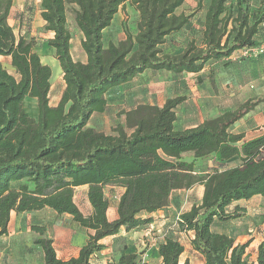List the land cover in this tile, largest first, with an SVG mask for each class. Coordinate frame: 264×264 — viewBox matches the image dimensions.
<instances>
[{"label": "trees", "instance_id": "obj_1", "mask_svg": "<svg viewBox=\"0 0 264 264\" xmlns=\"http://www.w3.org/2000/svg\"><path fill=\"white\" fill-rule=\"evenodd\" d=\"M184 1L39 0L42 28L53 34L46 43L64 81L58 103L51 105V68L34 50V37L15 35L8 22L12 0H0V236L8 232L12 211L43 208L69 214L87 230L78 254L61 259L45 227L31 225L37 233L33 243L43 254L39 264H97L91 256L102 249V238L121 227L129 230L150 223L149 214L166 208L173 191L195 184L203 186L200 201L180 213L177 228L192 232L191 248L203 256L204 264H264V231L250 261L246 248L251 238L235 243L232 236L211 228L215 220L226 222L243 214L239 205L227 209L232 202L264 195V131L246 138L244 131L229 130L264 103L263 97L185 128L175 127L184 96L168 98L160 107L139 105L110 133L87 125L94 112L106 109L107 89L145 69L199 73L209 60L228 57L260 39L264 0L256 5L250 0H208L200 45L190 39L181 53L161 54L159 46L166 37L185 27L202 5L197 0L194 11L177 13ZM126 2L137 12L135 33L120 21L124 38L104 46L103 30ZM68 16L82 34L85 62L71 57ZM25 97L35 99V117L24 109ZM186 152L191 160L183 159ZM196 160L212 165L196 171ZM232 160L236 163L228 165ZM81 185H87L86 214L74 200V188ZM104 186L123 189L113 220L106 216L111 199ZM183 249L176 235H165L157 244L161 264H180ZM140 254L122 251L103 264H146Z\"/></svg>", "mask_w": 264, "mask_h": 264}, {"label": "rangeland", "instance_id": "obj_2", "mask_svg": "<svg viewBox=\"0 0 264 264\" xmlns=\"http://www.w3.org/2000/svg\"><path fill=\"white\" fill-rule=\"evenodd\" d=\"M252 5H256L257 0H250ZM30 7L35 9L34 0H27ZM208 0H202L200 9L196 10L186 27L179 33L169 36L164 44L159 46L161 54H178L183 51L186 43L190 39H194L197 45H200L201 25L203 23L205 7ZM197 0H185L177 9V12L188 14L195 10ZM114 22L105 32L106 37L117 42L124 38V33L120 21L125 23L129 31L135 33V22L137 12L129 4L125 3L114 17ZM68 16V24L72 32V45L74 56L81 53L80 34L71 22ZM14 28V27H13ZM15 33L17 30L15 27ZM220 60L214 65L205 64V68L200 76H182L181 74H173L169 71L162 73H148L146 78H137L125 87L124 100L108 101L107 107L103 112L93 114L90 124L95 128L110 133L116 124H125V114L137 108L139 105H157L162 106L168 98L176 96H184L185 100L178 106V121L180 126H190L198 123L201 119L212 117L225 109H233L246 101H254L258 97L264 98V55L255 59H233L231 61ZM5 66L7 61L3 59ZM223 73L217 75V72ZM229 79V83L225 84V79ZM54 83L61 81L60 74L54 76ZM148 82V83H147ZM147 83V84H146ZM113 87V86H112ZM58 85L53 88L57 92ZM53 94V92H52ZM31 111V110H29ZM232 132L244 131L247 136L258 134L264 131V103L257 104L250 112L238 120L230 128ZM130 132V129H126ZM183 159L191 160L192 154L186 152L182 154ZM235 161H229L228 165H233ZM212 165L211 161L196 160V171L209 169ZM202 187L195 184L190 189H180L172 192L171 195V211L163 210L160 214H171V220L175 221V217L187 209L192 204L199 203V195ZM74 200L85 212L86 204L81 196V192ZM247 215L236 219L228 220L225 223V230L228 235L232 236L236 241H245L250 235H256L254 225L263 220L264 214V195H258L247 203ZM173 208V209H172ZM65 219L60 218V224L66 226ZM256 219V220H255ZM177 225L175 222L169 224L168 231H175ZM36 233H24L21 235L12 234L2 239L3 255L1 256V239H0V264H7L11 261L18 263V250L25 249L28 251V261L32 264H39V252L29 245ZM154 238V236H151ZM113 244V253L120 249L122 240H116ZM145 244V242H143ZM36 245V244H35ZM246 253L250 261L255 259L254 246H250ZM112 259V258H111ZM12 263V262H11Z\"/></svg>", "mask_w": 264, "mask_h": 264}, {"label": "crops", "instance_id": "obj_3", "mask_svg": "<svg viewBox=\"0 0 264 264\" xmlns=\"http://www.w3.org/2000/svg\"><path fill=\"white\" fill-rule=\"evenodd\" d=\"M35 3V9L31 6L27 0H12V5L9 10L8 15V22L12 26L14 33H15V27L17 30L18 35H27L28 37H34L36 41V46L34 47V50L39 55L41 62L45 63L50 66L51 68V76H50V90H49V103L51 105H56L60 99L61 91L64 87V81L62 79V71L59 67V64L57 60L54 57V52L51 47H49L46 43V40L50 37H52V32H46L43 30V20L40 18V6H39V0H34ZM127 3V2H126ZM178 9V8H177ZM176 9V12H177ZM119 12V11H118ZM118 12L115 14V16L118 14ZM178 13V12H177ZM71 18V17H70ZM72 20V19H71ZM114 18L112 20V23L114 22ZM68 21V18H67ZM73 22V21H71ZM188 24V23H187ZM112 25V24H111ZM110 25V26H111ZM109 26V27H110ZM203 23L201 25L202 29ZM71 38H70V54L73 60H79L81 62L86 61V55L81 51L82 55L78 54V56H74L73 52V45H72V32L70 29V26L68 24ZM105 28L103 30V45L106 46L107 42L111 40L110 38L106 37L105 32L109 28ZM186 27V26H185ZM185 27H183L181 30L173 32L169 34L166 39L169 36H173L175 33L181 32ZM78 30V29H77ZM80 34V41L82 38L81 32L78 30ZM114 42V41H113ZM165 43V42H164ZM162 43V44H164ZM233 53L225 58L217 59V60H209L206 64L208 65H214L218 63L220 60H225L224 62H228L233 60ZM232 62V61H231ZM205 68V66H204ZM203 68V69H204ZM203 69L199 73H187L183 72L181 73L182 76H197L202 73ZM165 70L162 71H151L149 69H145L143 72L135 75L128 81L118 84L116 86L110 87L107 89V91L104 93V97L108 101H116V100H124L125 96V87L127 84L133 82L137 78H146L148 73H162ZM223 73V71L220 70V72H217V75ZM60 74L61 81L58 83H54V76H57ZM221 79H225L221 77ZM225 82V84L229 83V79L222 80ZM148 83V82H147ZM146 83V84H147ZM230 84V83H229ZM58 85L57 92L53 91V88H55ZM53 92V94H52ZM23 107L28 112V114L32 117H35L37 115V108H36V101L34 98L31 97H25L23 99ZM31 110V111H29ZM97 114V112H94ZM93 113V114H94ZM91 115L87 125L92 126L90 124V121L92 119ZM177 119L175 121V127L176 128H185V127H191L199 124L202 122L201 119L198 123L190 126H180L181 121H178V112L176 113ZM213 117V116H212ZM236 123V122H235ZM234 123V124H235ZM94 127V126H92ZM95 128V127H94ZM97 129V128H96ZM99 130V129H97ZM101 131V130H99ZM103 132V131H102ZM105 133V132H104ZM256 135V134H255ZM254 135L247 136L245 134L246 138H250ZM203 190V186L200 185ZM86 189L87 185H81L76 186L74 188V195L76 196V192L78 194L81 192V196L85 201L86 204V211L83 213H89L90 212V205L86 198ZM104 193L107 197L111 199V202L109 204V207L106 211V216L108 220H113L117 217L116 213V203L118 196L122 192L121 187H115V186H104L103 188ZM202 190L200 191L199 200L202 195ZM258 195H254L249 199H241L232 202L227 209L231 210L235 205H239L244 208V212L241 216L247 215L248 206L247 203L250 202L254 197ZM76 202V201H75ZM78 205V204H77ZM171 205L169 204L166 208L162 210H158L156 212L150 213L149 215L152 217V221L148 224H145L138 228H132V229H126L125 227H121L118 231V233L114 235H110L107 237H104L100 240V242L103 244V247L100 251H97L91 256V261L97 264H103L107 261H111L114 259H117L120 252H128V251H135L141 253V259L146 262V264H161V258L157 252V244L161 241H163L165 235H176L180 243L183 245L184 249L181 255L179 256V263L182 264L184 261H187L188 264H204V258L201 254L196 252L191 248L190 245V239L192 238L193 234L191 231H181L178 230V228L175 231H168L169 224L171 222H175L174 220H171L172 218L171 214H160L163 210H170L171 211ZM80 208V207H79ZM173 209V208H172ZM188 210V209H187ZM180 214V213H179ZM262 214H264V209ZM240 216V217H241ZM67 218L65 219V223H67L66 226L60 224L59 219L60 218ZM264 217V216H263ZM176 218V217H175ZM236 219V218H235ZM256 220V219H255ZM225 223L223 221L215 220L211 226V228L219 233L227 234L225 230ZM31 225H38V226H44L45 227V235L50 237L52 239V245L54 247L56 256L61 259H67L71 256H76L78 254L79 248L85 243L87 239V230L77 225L71 218L69 214L63 213L58 215L53 210L49 208H43L41 210L36 211H30V212H22V213H15L11 212L10 214V220L8 224V232L6 235L0 236L1 239V256L3 255V242L2 239L5 237L8 239L9 236L12 234H24V233H36L31 230ZM254 231L256 235H250L247 239L251 238V242L249 243L248 247L254 246V251H256L257 244L261 240V234L264 231V218L263 220H259V223L254 225ZM37 234V233H36ZM151 236H154V238H151ZM36 237V236H35ZM34 237V238H35ZM33 238V239H34ZM122 240V245L120 249L113 253V244L116 240ZM246 239V240H247ZM245 240V241H246ZM145 242V244H143ZM237 242H244V241H236ZM32 248H35L39 252V260L41 261L43 259V254L38 245H35L32 242L29 243V245ZM18 263H14V261H11L7 264H26L30 263L28 261V251L25 249L18 250ZM112 258V259H111Z\"/></svg>", "mask_w": 264, "mask_h": 264}, {"label": "built area", "instance_id": "obj_4", "mask_svg": "<svg viewBox=\"0 0 264 264\" xmlns=\"http://www.w3.org/2000/svg\"><path fill=\"white\" fill-rule=\"evenodd\" d=\"M262 55H264V20L261 23V36L258 42L254 45L246 46L233 52L234 59H238V60L255 59ZM179 215L180 214H178L175 219L176 225L177 222L181 220Z\"/></svg>", "mask_w": 264, "mask_h": 264}]
</instances>
